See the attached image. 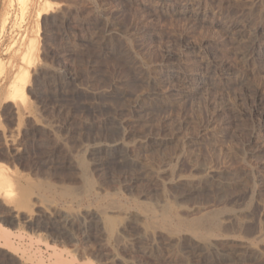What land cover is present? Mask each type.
I'll list each match as a JSON object with an SVG mask.
<instances>
[{
  "label": "rangeland",
  "instance_id": "374dc122",
  "mask_svg": "<svg viewBox=\"0 0 264 264\" xmlns=\"http://www.w3.org/2000/svg\"><path fill=\"white\" fill-rule=\"evenodd\" d=\"M29 3L0 0V264H264V0Z\"/></svg>",
  "mask_w": 264,
  "mask_h": 264
},
{
  "label": "bare ground",
  "instance_id": "6f19581e",
  "mask_svg": "<svg viewBox=\"0 0 264 264\" xmlns=\"http://www.w3.org/2000/svg\"><path fill=\"white\" fill-rule=\"evenodd\" d=\"M19 2H20V5H21V3H22V6H23V11H26V9H27V6H28V3H29V0H18ZM46 4H49L48 3V1H46L45 2ZM44 3V4H45ZM12 4V3H11ZM30 4V3H29ZM45 4V5H46ZM51 4V3H50ZM47 6V5H46ZM52 6V5H51ZM43 7H44V5H43ZM49 7V5L47 6V8ZM43 9V8H42ZM41 9V10H42ZM51 9H52V7H51ZM50 9V10H51ZM45 10V9H44ZM47 11V10H46ZM49 11V10H48ZM43 12V11H42ZM25 13V12H24ZM56 13V12H55ZM38 14L39 15H41V12H38ZM7 15V14H6ZM38 15V16H39ZM8 17V16H7ZM3 19H5V17L3 18ZM5 21H7V20H5ZM5 21H3V24H5ZM3 27H4V25H3ZM256 33V32H255ZM254 35V34H253ZM254 38V37H253ZM35 40V39H34ZM32 40L30 39V42H31ZM33 42V41H32ZM30 47V48H29ZM29 47L27 48L28 50V52H27V54L25 53V52H23V53H25V54H22L21 56H22V58L24 59V60H21V61H23V63H24V61H27V63H28V61H29V57H30V50H33L32 49V47H31V45H29ZM263 49V48H262ZM18 51V50H17ZM249 52V51H248ZM260 53V52H259ZM25 55V56H24ZM33 55V54H32ZM33 58H34V56H32ZM264 58V57H263ZM30 60H31V58H30ZM239 60V59H238ZM242 60V59H241ZM259 60V59H258ZM33 61H34V59H33ZM3 62V61H2ZM31 62H32V60H31ZM264 63V62H263ZM0 64H1V62H0ZM31 64V63H30ZM261 64V63H260ZM29 65V64H28ZM13 66V65H12ZM15 66V65H14ZM16 66H18V65H16ZM1 67V66H0ZM18 68V67H17ZM1 69V68H0ZM10 69H12V68H10ZM11 72H13V71H11ZM0 73H3V72H1L0 71ZM28 76H29V73H28V71H27V69L25 68V67H23V66H20V68L18 69V70H16V72L14 73V75H13V77H12V80L10 81V83L8 84V93H9V96L10 97H13V98H16V97H20V96H22L21 98L23 99H25V97H24V93H25V87H26V82H27V80H28ZM177 78V77H176ZM32 83V82H31ZM13 98H10V99H13ZM14 100V99H13ZM18 108V107H17ZM21 108H22V106H21ZM26 109V108H25ZM11 142V141H10ZM121 148V147H120ZM106 150V149H105ZM3 167V166H2ZM4 175V174H3ZM2 176V175H1ZM3 178V177H2ZM2 179H0V181H1ZM6 181V180H5ZM1 183H2V181L0 182V186H1ZM11 184V182L9 183V185ZM2 191H0V195H2L3 193H4V191L6 192V190L8 189V192H10L9 191V189H10V187L9 188H3V189H6V190H3L2 188H0ZM69 191V190H68ZM63 192V191H62ZM65 193H66V191H65ZM6 194V193H5ZM8 194H10V193H8ZM7 194V195H8ZM1 197V196H0ZM68 197V196H67ZM3 198V197H2ZM103 201V200H102ZM116 203V202H115ZM115 203H114V205H115ZM109 205V204H108ZM178 205V204H177ZM110 206V205H109ZM113 206V205H112ZM160 206H162V205H160ZM106 207V206H105ZM118 207V206H117ZM144 207V206H143ZM157 207V206H156ZM137 208V207H136ZM155 208V207H154ZM123 209V208H122ZM138 210V209H137ZM148 210V209H147ZM220 211V210H219ZM186 213V212H185ZM217 213V212H216ZM222 213V212H221ZM161 214V213H160ZM189 215V214H188ZM148 216V215H147ZM194 216V215H193ZM215 216V215H214ZM153 218V217H152ZM155 218V217H154ZM109 219V218H108ZM235 219H237V218H235ZM235 219H234V221H235ZM115 220V219H114ZM157 220V219H156ZM204 220V219H203ZM213 220V219H212ZM110 221V220H109ZM221 221H223L222 219H221ZM237 221H238V219H237ZM111 222V221H110ZM211 222V221H210ZM213 222H215V221H213ZM146 223V222H145ZM162 223H163V226L165 227L164 228V230L165 229H167L169 232H176V231H178V229L180 228L181 229V227H185L188 231H189V234H190V232L192 233H195L196 234V236L198 235L201 239H203V240H205V241H208L209 240V238L211 237V236H213V235H215V236H219V235H221L220 233L219 234H215L216 232H217V230H215V228H213L212 226V228H208V227H205L204 226V224L202 223V221L200 220V219H192V220H189V221H187L181 214H180V212H178V211H176L175 210V208L172 206V205H168L165 209H164V211H163V215H162ZM162 223H161V225H162ZM205 223H206V221H205ZM212 223V222H211ZM217 223V222H216ZM238 223V222H237ZM246 223V222H245ZM112 224H113V222H112ZM210 224V223H209ZM212 224H214V223H212ZM218 224V223H217ZM151 225V224H150ZM226 225V224H225ZM242 225V224H241ZM214 226V225H213ZM216 226V225H215ZM218 226V225H217ZM151 227H153V226H151ZM162 227V226H161ZM239 227V226H238ZM253 227V226H252ZM113 228V227H112ZM156 228V227H155ZM154 228V229H155ZM217 228V227H216ZM219 228V227H218ZM236 228V227H235ZM166 230V231H167ZM221 230V229H220ZM224 230V229H223ZM234 230V229H233ZM248 230V229H247ZM246 230V231H247ZM222 231V230H221ZM6 232L7 231H3L2 232V229H1V231H0V235H1V233H5L6 234ZM225 232H227V231H225ZM232 232V231H231ZM8 233V232H7ZM228 233V232H227ZM245 234V233H244ZM8 235V234H7ZM5 235H3L2 234V237H4ZM9 236V235H8ZM194 236V235H193ZM234 236V235H233ZM6 237V236H5ZM261 237V236H260ZM9 238V237H8ZM198 238V237H197ZM256 238H258V237H256ZM256 238H254V239H256ZM212 240V239H211ZM7 241V240H6ZM250 241V240H249ZM254 242V241H253ZM10 243V242H9ZM11 244V243H10ZM257 244V243H256ZM251 245V244H250ZM56 257H59V256H57L56 255Z\"/></svg>",
  "mask_w": 264,
  "mask_h": 264
}]
</instances>
